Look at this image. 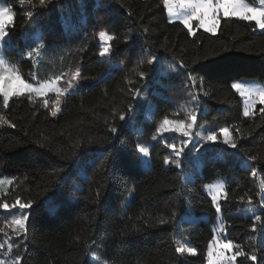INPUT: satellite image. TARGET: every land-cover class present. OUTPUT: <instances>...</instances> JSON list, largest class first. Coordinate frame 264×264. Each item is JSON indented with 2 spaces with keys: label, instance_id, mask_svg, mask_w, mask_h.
<instances>
[{
  "label": "trees",
  "instance_id": "16d2710c",
  "mask_svg": "<svg viewBox=\"0 0 264 264\" xmlns=\"http://www.w3.org/2000/svg\"><path fill=\"white\" fill-rule=\"evenodd\" d=\"M1 1L14 14L5 49L11 64L37 81L81 73V86L63 98L57 117L41 99L25 94L5 106L0 95V175L11 179L0 204H32L26 233L3 248L15 264H94L90 251L108 260L116 254L114 264H205L218 217L205 187L217 179L225 182L227 239L246 254L237 263L264 264V104L244 116L243 98L231 87L264 82V30L228 17L217 33H190L169 19L162 0ZM102 29L114 37L104 57ZM37 35L41 45L32 41ZM153 76L159 92L150 94L144 119L147 102L137 95ZM192 114L217 135L228 128L237 147L206 146L180 160V169L167 144L184 137H152L165 117ZM132 118L133 127L126 122ZM142 148L151 167L141 164ZM186 169L193 179L183 180ZM119 227L116 252L110 230ZM3 234L0 225V247Z\"/></svg>",
  "mask_w": 264,
  "mask_h": 264
},
{
  "label": "snow or ice",
  "instance_id": "6c2138e0",
  "mask_svg": "<svg viewBox=\"0 0 264 264\" xmlns=\"http://www.w3.org/2000/svg\"><path fill=\"white\" fill-rule=\"evenodd\" d=\"M41 5H45L46 0H39ZM164 6L168 9L169 12H172V0H162ZM264 3V0H261ZM20 5H24L26 3H31V0H19ZM179 4L181 8L190 10V14L185 15L182 23L185 27L188 28L189 32H192V28L190 27L191 22L196 19L199 20L200 27L205 28L209 32H214L219 23V14L222 12L224 17H239L246 21H255L256 27L264 30V8L261 7H250L247 4L241 2V0H179ZM32 12H27V16L31 17ZM10 24H14V14L8 8L0 9V39H3L9 35L7 28ZM146 31V30H145ZM99 39L105 46L102 47L99 55L101 57L106 56L110 53V46L108 42L114 39L113 36L109 35L106 31H100L98 33ZM38 54V53H37ZM29 57L32 56V53H28ZM151 63V62H150ZM139 75L144 77L146 74L140 72ZM81 77V73L77 71L72 80L76 81ZM72 83H69V87H72ZM233 89H235L241 96H247L252 103H255L252 100L253 95L258 96L259 102L264 104V91L253 93L250 90L244 88L240 83H233L231 85ZM53 90L52 83H44L39 88L33 87L31 84L25 82L21 76L15 72L11 68H7L4 66V61L0 60V95L3 96V103L5 106L8 105L9 99L11 97H21L24 96L25 93H36L39 96H44L48 91ZM58 91V90H57ZM29 99L31 96L29 95ZM44 107L49 106L48 100H44ZM60 111L59 108V100L56 101L55 109L51 112L52 116H56L57 112ZM260 111L264 113V108H261ZM249 109L244 110V116H249ZM121 120H124V115L120 116ZM190 122L186 123L185 120H169L165 117L162 123L156 129V132L159 134H164L168 132L180 133L184 137H189L191 133V129L194 127L197 121V116L195 114L190 115ZM15 127V125H12ZM112 133H116L117 129L113 127L111 129ZM221 134L224 139L222 141L223 144L229 145L231 148L235 149L237 147L236 143L230 139V133L228 128H224L221 130ZM155 140L156 137L154 136ZM207 141L215 142L217 141V134L214 131H208L207 135L204 137ZM187 140L183 142V145L177 148L175 143H168L167 147L172 149L175 153L177 159L173 160L172 163L176 164L179 167L180 161L179 157L181 153H183L184 148L187 147ZM141 151L147 155V150L142 149ZM169 161L166 159L165 164H168ZM212 188V201L215 204L216 211L219 213L221 211L220 204L218 203V199L221 196H224V186L223 184L211 186ZM19 206V209L23 213L24 210L30 209L32 207L31 203H21L19 200L16 201L14 205L11 207L15 208ZM2 207L4 209H9V205L7 203L3 204ZM29 219L27 215H21L16 218L13 223L16 226L13 230L17 236L26 231V221ZM260 218L257 217V220ZM167 223L166 220H159V224ZM220 232L224 231L223 225L219 228ZM234 245L232 241L221 242L219 239H214L209 244V251L207 257V264H232V262L236 261L238 257H245L246 254L242 250H237L232 252ZM178 252H182V248H177ZM227 253H231L228 255ZM195 254V253H192ZM247 259L255 260L256 256L252 255L247 257ZM0 264H4L3 261H0Z\"/></svg>",
  "mask_w": 264,
  "mask_h": 264
},
{
  "label": "rangeland",
  "instance_id": "374dc122",
  "mask_svg": "<svg viewBox=\"0 0 264 264\" xmlns=\"http://www.w3.org/2000/svg\"><path fill=\"white\" fill-rule=\"evenodd\" d=\"M98 2H99V0H98ZM241 2L244 3V4H247L250 7H261V8H264V3H262L261 0H256L253 3L252 2H249V1H246V0H241ZM172 7H173L172 12H169L168 9L166 8L167 15H168V17H169V19L171 21H179V22H182L184 16L190 14V10L184 9V8H181L180 7L179 0H172ZM3 8H8L12 12V9L9 6L5 5L0 0V9H3ZM223 18H228V17H224L223 16V13L221 12L219 14V23H218V25L216 27V30L214 32H210V33H217L218 28H219L220 21ZM190 27L192 28V30H193V28L196 27V28H200V29H202L204 31H207L205 28L200 27L199 20H196V19H194L191 22ZM100 31H105V30L102 29ZM207 32H209V31H207ZM98 38H99V36H98ZM98 40L100 41V39H98ZM23 41L25 43L24 44V48H26L27 47L26 45H28V43H27L28 42L27 31L24 33ZM32 41L34 43H36L37 45H41L42 44V40H41L40 35H37L36 37H34L32 39ZM9 46H11V40H10V37L9 36H7V37H5L3 39H0V60L4 61V66H6L7 68L13 69L15 72H17L21 76L22 79L25 80L26 83L31 84L35 88H39L44 83H52L53 90L48 91L47 94L44 95V96H39V95H37L34 92L33 93H27L26 92L25 94L28 95V96L30 95L32 99H41L43 106H44V103H43L44 100H48L49 106L47 107V109L51 110V112L55 109L56 101L58 99L59 100V108H60V111H58L57 112V115L54 116V117H57L59 115V113L61 112L63 98L66 95H68L69 93L74 92L75 90H77V88L79 86H81L80 78L78 80H76V81H73L72 80L73 75L77 71H75V72H73L71 74H68L66 76H62V77H60L58 79H49V80H46V81H37L36 78H35L36 75L33 76V78H34V80H33L28 75V78L30 79L29 80L27 78V76H25L20 71V69L18 68L17 65H13V64H11L8 61V59L6 57V51H5V49H6V47H9ZM70 82L73 85L72 87H69V83ZM233 83H240V84H242V86L244 88L250 90L253 93L260 92V91H264V82L251 81V80H237V81H234ZM155 84H156V80H155V76H153L151 79H148L146 81L144 87L141 89V92H139L138 95H137V99L139 101L145 100L147 102V106H146L145 112L143 114V118L144 119H149L150 118V113H151L150 109H151V107H150L149 104L151 103V100H152V97H151L150 94L151 93H158L159 92V89L155 86ZM242 98H243V107H244V110L246 108L249 109L250 114L253 112V110L255 109L256 105L260 103L258 96H255V95H253V97H252V100H254L255 103H252L247 96H242ZM136 111L137 110L135 109L133 111V114H135ZM185 117H186L185 122L186 123L190 122V120H189V117L190 116H185ZM169 120H171V119H169ZM173 121H175V120H173ZM126 122H127V124L129 126H132V127L138 124L137 121L135 120V118H132L131 120L130 119H126ZM141 128H142V124L139 122L138 131H140ZM221 130L219 131V135H217V141H215V142L207 141V140L204 139V137L207 135V132L208 131H212L211 130V127L209 125H206V124L199 125L197 121H196V124L194 125V127L191 129V133H190V136L189 137H184L182 134L178 133L179 135H181V136L184 137L183 138L184 140L183 141H180L179 143L176 144L177 145V148L181 147L183 145V142L185 140H187V142H188L187 143V147L184 148L183 153H181L180 157L178 158L179 161L180 160L183 161V159H185V157L196 156V154L201 149H203L206 146L213 145V144H217L218 145V148H217L218 151H221L223 148H231L229 145H225V144L222 143L224 137L221 134ZM216 134H218V133H216ZM158 135H159V133L155 132V135L154 136L156 137V139L158 138ZM156 139L155 140L152 139V142L153 141H156ZM230 139H232L231 134H230ZM231 149H233V148H231ZM140 156H141V164L143 166H145V167H151V162H150L149 158H147L148 156H146L143 151H140ZM174 156L176 157L175 153H174ZM239 156L241 158V164L243 166H249L250 165V160L247 157H245V156H243L241 154H239ZM179 168L180 169H183L184 168V165H183V163L181 161H180V164H179ZM182 177H183V180L184 181L185 180H191V179L194 178L193 177V174H192V172H191L190 169L184 170V172L182 174ZM219 184H223V186L225 188V182H224V180L217 179V180L213 181L212 183L206 185V187H205L206 193L210 197H212L213 192H212L211 186H215V185H219ZM10 185H11V179H9L8 177L1 176L0 175V199H1V197L3 195H5L8 192ZM222 199H223V196H221L218 199V203L219 204H220V202H221ZM127 201L128 202L130 201V197H128ZM14 204H8L10 206L9 209H4L2 207L3 204L2 205L0 204V220H1L0 221V225L2 227V231L5 232V234H3L4 236H3V240L1 242L2 245L0 247V261H3L4 264H15V261L12 258V254L9 252L11 250L8 251L7 249H3V248L4 247H7V246H9V244H11V240H13L12 237H15L17 239H20L26 233V231H25V232L21 233L19 236H17L15 234L14 230H13L16 227L14 225L13 221L16 218H18L19 216H21L22 214L23 215H27L28 217H30V215H31V208L24 210V212L22 213L21 210L19 209V206L18 205L15 208L11 207ZM214 206H215V204H214ZM205 217H206L205 214H202L200 216H197L194 213H185L183 215V218L184 219H189V220H198L200 218H205ZM28 221H29V219L26 221V229H27ZM221 225H223V227H224L223 220H222V213L220 211L218 213V217H217L216 224H215V227H214V233L215 234H214L213 240L214 239H219L221 242H227L229 240L227 239V235H226L225 228H224V231L223 232H220L219 231V228H220ZM122 226H124V224ZM120 231H121V227L110 230V232L114 236V247L116 249V252L119 250L120 243H121V241L123 239V236L121 238H119L120 236H118V234L120 233ZM208 251H209V247H208V250H207V257H208ZM235 251H236V249H235V246H234L233 249H232V252H235ZM227 254L228 255H231V253H227ZM89 257L93 261L94 264H114L115 263L116 254L111 259L108 260V259L102 258L97 253H94V252H91L90 251L89 252ZM205 264H207V260H206V263ZM232 264H238L237 263V260L234 261V262H232Z\"/></svg>",
  "mask_w": 264,
  "mask_h": 264
}]
</instances>
